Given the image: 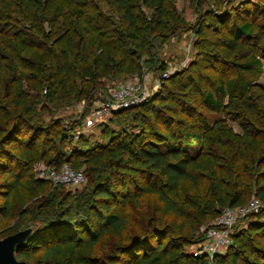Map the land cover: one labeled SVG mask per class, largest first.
<instances>
[{"label":"trees","instance_id":"obj_1","mask_svg":"<svg viewBox=\"0 0 264 264\" xmlns=\"http://www.w3.org/2000/svg\"><path fill=\"white\" fill-rule=\"evenodd\" d=\"M209 2L213 8L200 15L203 37L197 43V60L180 71V79L172 77L163 86L172 105L160 110L144 102L138 107L150 119L140 133H114L107 141L91 142L75 153L59 148L52 139L40 149L44 129L35 122L34 105L24 89L27 73H37L33 80L55 96L71 90L74 73L94 80L101 72L140 71L139 59L148 53L146 31L153 24L156 29H169L176 15L167 0H0V92L8 93L12 106L18 108L0 123L1 214L8 216L10 198L19 193L37 157L48 165L68 162L75 169H80L82 158L88 174V184L75 197L78 217L37 222L16 245L17 259L66 264L75 255L69 264H264V221L258 218L235 229L232 244L213 257L184 251L189 242L183 233L185 223H176L185 218L183 182H192L195 196L203 198L201 186L206 182L201 185L195 172L205 169L199 155L207 152L213 139L225 148L227 169L221 173L210 169L206 174L214 186L211 216L217 217L226 206L245 203L251 192L246 181L254 174L253 192L264 201V148L259 150V139L249 128L250 122H260L251 113L256 106L251 98L264 102V87L258 83L264 72V0ZM142 6L152 9L148 19ZM207 29L215 37L206 38ZM201 62L207 70L213 69L211 64L229 65L232 75L213 80L203 65L200 68ZM205 80L200 87L198 83ZM202 109L207 114L242 112L236 118L242 129L239 143L231 147L223 140L216 131L224 121L216 117L202 115L201 125L187 121L200 116ZM209 131H215L213 137ZM256 145L257 172L247 165L254 160L247 152ZM34 182L45 188L49 180L34 176ZM145 194H153L158 206H152ZM107 234L116 240L104 251L97 250ZM203 239L204 233L198 242ZM80 248L88 251L83 257ZM34 254L39 255L33 259Z\"/></svg>","mask_w":264,"mask_h":264},{"label":"rangeland","instance_id":"obj_2","mask_svg":"<svg viewBox=\"0 0 264 264\" xmlns=\"http://www.w3.org/2000/svg\"><path fill=\"white\" fill-rule=\"evenodd\" d=\"M221 1L225 5L228 2L237 3L231 0ZM167 6L176 15L177 19L174 22V26L170 23L169 27L172 29H156L155 24H153L152 28L146 31L148 53L142 54L139 59L140 71L101 72L97 73V77L94 80H89L87 77L82 78L77 73H74L71 90L64 94L57 92L55 96L33 80L32 76L37 75V73H27L29 78L24 81V89L29 95L30 102L34 105V120L44 129V133L41 134L44 140L40 145V149H46L51 144L50 140L52 139L59 148L77 153L91 142L107 141L108 137L114 133L138 134L142 131V126L146 125L145 121L150 119V114L138 106L144 102H151L153 106L161 110L172 105L171 100H168V96L164 94L163 86L168 85V80L172 77L177 76L180 79L182 76L180 71L188 69L191 63L197 60L199 51L197 43L203 37L199 33V27L202 25L200 15L208 8H213V5L209 0H167ZM142 12L145 19L152 15V9L147 6H142ZM206 31L208 33L205 36L206 38L215 37V33L212 30L207 29ZM201 63L200 68L202 69L204 66L203 71L208 76H211L213 80L217 76L232 75V69L224 63L211 64L213 69L208 70L205 69L206 64L204 62ZM200 68L199 70L202 71ZM126 81H136L140 84L144 93L140 96V99L108 114H98L99 100L104 98L105 90L108 87ZM205 82L206 80L198 84L201 87L205 85ZM258 83L264 87V72L259 77ZM1 92L3 91L1 90ZM1 92L0 123H6L7 119L17 112L18 108L12 106L8 93L3 94ZM160 93H162L161 98H159ZM155 97L156 99H154ZM253 101L256 106L253 107L251 113L254 117L259 118L260 122H250L249 128L253 131V135L259 139L260 150L261 147L264 148V102L257 98H251V102L254 104ZM201 111L200 116L188 117L187 121L195 125H201L203 121L202 115H206L207 118L216 117L224 121V126L216 131L223 134V140L230 143L231 147L239 143L242 129L236 118H238L237 113L242 117V112L231 111L207 114L203 109ZM245 114L247 115V113ZM246 121L248 122L250 119L248 118ZM207 133L213 137L215 131ZM212 141V145L206 148L207 152L203 156L201 155L203 152H200L199 155V160L205 165V169L195 172L201 185L204 181L206 182L205 185L201 186V189H205L203 198L195 196L197 194L196 188L190 181L183 182L180 189L181 198L183 199L181 211L185 213V218H178L176 223L179 225L181 221H184L185 228L183 233L189 242L182 249L193 254L201 245V241L198 242L199 235L202 233L205 235L206 230L216 218L210 214V211L215 208L211 193L214 186L210 179L206 178V174H208L210 169L218 173H221V169H227V162L223 159L225 148L215 142V139ZM254 148L256 151L252 148L251 151L247 152L254 159L252 160L251 158L250 160L252 161L249 160L247 165L251 171L257 172L258 163L254 161L258 158L259 152L257 151V145ZM42 160L37 157L32 161L29 167V175L24 185L20 188L19 193L12 194L10 198L8 216H4L0 212V239L25 228L33 230L37 222L42 219H48V217L54 220L58 219L57 216L69 219L78 217V211L75 209V197L88 184L87 166L83 163L82 158H79L81 163L79 168L86 173L87 180L84 183L54 184L49 181L45 188H40L34 182L33 164L35 162H43ZM254 177L252 176V180L246 181V184L251 188L249 199L252 197L259 198L252 189ZM146 197L151 201L152 204H150L152 206H158L156 197L153 194ZM148 199L146 200L148 201ZM194 203H196V206H193ZM195 207L197 208L196 210ZM138 215L140 214L136 213V220ZM171 217L168 216L169 219ZM250 218H258L260 221H264L263 200H261L257 210L244 219L239 220L235 229L245 227L247 220ZM114 240H116L114 235L107 234L103 240V246H97V250L104 251L105 247L113 243ZM81 252L83 257L88 251L82 250ZM38 255L34 254L33 259ZM70 255L72 254H69V257ZM207 256L210 257L209 255ZM72 257H75V255H72L69 259L67 258L65 263L69 264L72 261ZM78 259L77 257L76 261Z\"/></svg>","mask_w":264,"mask_h":264},{"label":"built area","instance_id":"obj_3","mask_svg":"<svg viewBox=\"0 0 264 264\" xmlns=\"http://www.w3.org/2000/svg\"><path fill=\"white\" fill-rule=\"evenodd\" d=\"M235 2L250 0H231ZM104 98L99 100L98 114H108L140 99L143 89L136 81L118 83L105 90ZM35 176L47 179L54 184H81L86 181L82 169L73 168L68 162L58 166L48 165L44 162L33 164ZM261 200L252 197L243 204L233 207H224L214 219L213 224L206 230L204 239L195 255L207 254L213 257L224 252L232 244V233L240 219H244L260 206Z\"/></svg>","mask_w":264,"mask_h":264},{"label":"water","instance_id":"obj_4","mask_svg":"<svg viewBox=\"0 0 264 264\" xmlns=\"http://www.w3.org/2000/svg\"><path fill=\"white\" fill-rule=\"evenodd\" d=\"M31 231V228H25L0 239V264H29L17 259L14 249L17 244L22 243L29 236Z\"/></svg>","mask_w":264,"mask_h":264}]
</instances>
